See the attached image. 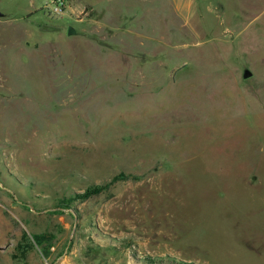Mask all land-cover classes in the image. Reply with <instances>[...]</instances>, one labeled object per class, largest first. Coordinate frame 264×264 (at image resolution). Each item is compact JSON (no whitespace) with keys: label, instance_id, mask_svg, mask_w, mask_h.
<instances>
[{"label":"rangeland","instance_id":"obj_1","mask_svg":"<svg viewBox=\"0 0 264 264\" xmlns=\"http://www.w3.org/2000/svg\"><path fill=\"white\" fill-rule=\"evenodd\" d=\"M51 9L0 0V264H264V0Z\"/></svg>","mask_w":264,"mask_h":264},{"label":"crops","instance_id":"obj_2","mask_svg":"<svg viewBox=\"0 0 264 264\" xmlns=\"http://www.w3.org/2000/svg\"><path fill=\"white\" fill-rule=\"evenodd\" d=\"M99 254L92 256L84 264H175L172 261L163 259L161 255L149 253V257L139 255L133 256L128 250H116L114 243L99 240Z\"/></svg>","mask_w":264,"mask_h":264},{"label":"trees","instance_id":"obj_3","mask_svg":"<svg viewBox=\"0 0 264 264\" xmlns=\"http://www.w3.org/2000/svg\"><path fill=\"white\" fill-rule=\"evenodd\" d=\"M105 188H106L105 185L103 186V185L95 184V185H92L90 187H87L81 193H76L75 197L78 198V199H85V198H88L89 196H91L93 194H97V193L101 192Z\"/></svg>","mask_w":264,"mask_h":264},{"label":"built area","instance_id":"obj_4","mask_svg":"<svg viewBox=\"0 0 264 264\" xmlns=\"http://www.w3.org/2000/svg\"><path fill=\"white\" fill-rule=\"evenodd\" d=\"M65 1L66 0H51L52 2V12L55 14H61L65 9Z\"/></svg>","mask_w":264,"mask_h":264},{"label":"water","instance_id":"obj_5","mask_svg":"<svg viewBox=\"0 0 264 264\" xmlns=\"http://www.w3.org/2000/svg\"><path fill=\"white\" fill-rule=\"evenodd\" d=\"M0 16H2V12H0ZM252 75V72L249 69H244L243 71V77L248 78Z\"/></svg>","mask_w":264,"mask_h":264}]
</instances>
